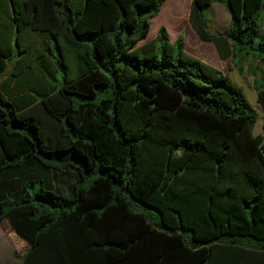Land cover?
Returning <instances> with one entry per match:
<instances>
[{
	"label": "trees",
	"instance_id": "obj_1",
	"mask_svg": "<svg viewBox=\"0 0 264 264\" xmlns=\"http://www.w3.org/2000/svg\"><path fill=\"white\" fill-rule=\"evenodd\" d=\"M164 1L0 0V221L23 264H264V119L180 35L145 39ZM186 20L218 59L264 63V0Z\"/></svg>",
	"mask_w": 264,
	"mask_h": 264
},
{
	"label": "rangeland",
	"instance_id": "obj_2",
	"mask_svg": "<svg viewBox=\"0 0 264 264\" xmlns=\"http://www.w3.org/2000/svg\"><path fill=\"white\" fill-rule=\"evenodd\" d=\"M188 3L189 0H165L162 3L159 12L149 18V28L145 39L153 38L156 34L157 28L160 25H163L167 32L171 35L172 39H174L177 35H180L185 43L189 41V33H194L186 20ZM203 13L207 19L208 30L210 32L227 27L229 14L222 4L212 2L209 7L204 9ZM199 42L211 50L212 60L208 63L219 69L233 85L241 88L247 102L255 112V121L253 123L252 132L253 134H261L260 124L264 119V109L258 107L255 102L253 79L256 77L264 84V63L260 62L257 58H252L250 56L243 61H238L234 58L233 60L232 58L220 60L215 53L212 43L202 41ZM196 57L200 58L199 56ZM10 63V60L5 61L6 66L0 74V79L8 73ZM239 66L240 70L238 68ZM262 143L264 145V137L262 138ZM61 175V183L63 185L64 193H66V188L69 186L68 183L71 181L74 173H61ZM49 181H51V179ZM51 183L53 182L51 181ZM37 186L38 183L36 182L35 187L37 188ZM131 208L133 210L142 211L149 217L151 222L155 220L156 213L143 207L140 203L133 202L131 204ZM8 219L9 218L0 221V264H17L15 257H13L9 252V247L7 246L9 244L6 237H9L11 233H16L18 236L21 235L17 230L13 229L15 226H11V222ZM5 228L6 230L4 231ZM19 240L21 239L19 238ZM21 243H24V241L21 240ZM38 259L39 258L37 256L34 258L35 263L38 262Z\"/></svg>",
	"mask_w": 264,
	"mask_h": 264
},
{
	"label": "crops",
	"instance_id": "obj_3",
	"mask_svg": "<svg viewBox=\"0 0 264 264\" xmlns=\"http://www.w3.org/2000/svg\"><path fill=\"white\" fill-rule=\"evenodd\" d=\"M210 4L207 7H209ZM223 29H225V28H223ZM223 29H221V30H223ZM193 35L194 34L189 33V41H187L185 43L186 50L188 52H190L191 54H194L196 56L201 57L204 61L210 62V60L212 59L211 50L208 47L200 44L198 39H197L198 40V42H197L196 39L194 38L195 35L194 36ZM169 38H170V40H172V37L170 34H169ZM6 240L8 241L9 245H7L6 243L5 244L9 247V252L11 253V255L13 257H15L16 263L17 264H23L22 259L20 258L19 254H18V252H19L18 251L19 250L18 240L16 238H14V236L6 237Z\"/></svg>",
	"mask_w": 264,
	"mask_h": 264
}]
</instances>
